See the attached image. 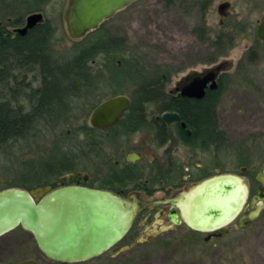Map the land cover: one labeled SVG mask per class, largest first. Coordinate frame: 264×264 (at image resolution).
Segmentation results:
<instances>
[{
	"label": "rangeland",
	"instance_id": "374dc122",
	"mask_svg": "<svg viewBox=\"0 0 264 264\" xmlns=\"http://www.w3.org/2000/svg\"><path fill=\"white\" fill-rule=\"evenodd\" d=\"M68 1L49 0L41 10L44 19L54 26L52 45L59 59L72 57L84 47L81 40L68 33L64 16ZM222 1L209 0L208 10L203 11L187 4V0H177L171 5L164 0H137L98 28L101 34L124 39V50L116 54L118 64L124 59L137 61L150 77L165 76L169 92L178 93L177 86L188 76L224 66L221 73L227 75L225 90L217 107L220 128L227 136L223 145L207 146L201 152L177 141L162 144L148 129L128 136L131 147L144 146V157L137 163L139 168L159 163L161 172L168 167L173 169L178 183L173 191L176 194L202 181L209 170L212 175L217 173V168L239 174L243 166L250 164H258L260 173L264 170V40L256 35L257 20L264 15V0H258L257 11H252L251 1L239 0L241 7L233 9L225 23L218 11ZM237 11L242 14L237 15ZM30 14L25 13L5 30L13 33L14 28L23 27ZM105 62L103 58L95 60V74L101 77L96 79V86L86 97L72 100L74 106L67 123L55 129L40 123L30 138L11 141L0 151L1 183L25 184L32 190L47 183L53 176L51 172L61 165H48L41 160L49 159L54 152L76 156L74 144L82 142L86 133L91 134L85 127L90 124L94 107L111 96L130 94L134 90L127 81L121 85L111 83ZM155 116L150 113L149 118ZM256 173L251 171L248 177L251 194L257 191L259 184ZM48 174L50 176H46ZM160 195L162 193H158ZM200 197L201 191L194 190L181 202L192 213ZM65 199V215L83 211L80 196L68 194ZM77 201L75 210L69 211L67 206ZM146 214L144 211L142 218ZM152 219L149 218L142 235L140 221L136 223L133 231L138 236L134 240L125 238L93 259L66 263L46 256L37 244L29 249L27 241L31 235L19 227L0 236V245L13 243L12 249L0 260L12 263L28 250L32 258L43 264H264V210L250 225L239 229L230 223L225 227L228 232L208 241L206 233L195 231L187 224L175 225L161 232L158 238L148 240V234L161 228ZM77 242L74 240L73 244L78 245Z\"/></svg>",
	"mask_w": 264,
	"mask_h": 264
},
{
	"label": "trees",
	"instance_id": "16d2710c",
	"mask_svg": "<svg viewBox=\"0 0 264 264\" xmlns=\"http://www.w3.org/2000/svg\"><path fill=\"white\" fill-rule=\"evenodd\" d=\"M48 1L0 0V151L11 141L30 138L40 123L54 129L67 123V116L74 106L72 100L86 97L96 86V79L101 77L94 70L97 58L107 60L105 65L111 83L121 85L127 81L134 86L130 93V110L122 119L128 131L134 128L159 131L161 138H165L167 127L161 124V118L150 119V113L161 115L175 111L186 123V128L179 125V133L187 142L207 147L223 145L227 141L217 113L225 90L226 73L221 75L218 87L207 89L204 97H188L167 91L168 79L163 75L150 77L137 61L124 59L118 64L116 54L125 47L122 37L101 34L96 29L80 39L84 47L72 57L59 59L53 51L54 26L51 22L44 20L26 34L5 30L6 26L21 20L25 13L43 10ZM164 1L171 5L177 0ZM187 4L205 8L207 2L187 0ZM41 161L61 165L51 172L55 175L70 170L76 156L54 152L49 159ZM11 186L30 188L25 184L0 182V189Z\"/></svg>",
	"mask_w": 264,
	"mask_h": 264
},
{
	"label": "water",
	"instance_id": "95a60500",
	"mask_svg": "<svg viewBox=\"0 0 264 264\" xmlns=\"http://www.w3.org/2000/svg\"><path fill=\"white\" fill-rule=\"evenodd\" d=\"M135 1L69 0L64 14L68 33L74 39H82ZM220 8H224V4ZM43 20V12H35L28 16L25 27L19 31L26 34ZM258 35L264 39V20L258 27ZM222 67L219 65L205 73L188 76L183 82L184 86L176 90H180L184 96L202 98L207 88L218 87L217 78ZM131 104L130 94L111 96L94 108L90 122L96 127L111 126L121 120ZM162 118L167 123H173L180 120V114L165 112ZM183 125L186 126V123L183 122ZM244 170L246 167L239 174L219 173L207 177L189 190L180 191L167 199L166 202L172 206L171 220L182 223L178 210L181 209L186 223L202 232L219 230L235 219L241 228L253 223L264 210V187L253 195V208L242 213L251 194L248 180L243 175ZM194 190L201 191V197L196 210L191 213L181 201ZM39 194L41 198L37 199L33 192L21 186L0 189V236L21 226L34 234L40 249L48 257L60 262L90 260L113 248L130 231L142 210L141 200L137 196L126 198L110 190L81 184L63 185L51 190L49 187L40 188ZM68 194L83 199L81 213L65 215L64 201ZM76 204L79 201L70 203L67 206L69 211H74ZM156 232L157 229L153 233ZM74 240L78 241V245L73 244ZM18 264L40 262L27 260Z\"/></svg>",
	"mask_w": 264,
	"mask_h": 264
},
{
	"label": "flooded vegetation",
	"instance_id": "af4514ba",
	"mask_svg": "<svg viewBox=\"0 0 264 264\" xmlns=\"http://www.w3.org/2000/svg\"><path fill=\"white\" fill-rule=\"evenodd\" d=\"M241 1L243 2L245 0H241ZM248 1H251L252 11L253 10L257 11L258 0H248ZM206 2L208 4L209 0H206ZM207 4L205 8H203V6L200 5L198 6V8L200 10L206 11L209 8L208 7L209 5L207 6ZM222 4H224V8L221 9L220 7ZM191 5L195 7V4H191ZM238 6L241 7V2L239 0L222 1V3L218 7V11L220 12L223 18L222 23H225V18H229L233 13V9L235 8L237 9ZM236 14L241 15L242 13L241 11H237ZM263 20H264V15L262 16L261 19L257 20L256 35L258 39H261L260 36L258 35V27ZM222 73H220L217 78L218 85ZM183 86H184L183 83H180L177 86V88L178 87L181 88ZM170 92L174 93L175 91L172 90ZM177 92L182 94L180 90H177ZM129 110L130 108L124 113V115L122 116L119 122L108 127H96L93 126L90 122V124H88L87 127H85V129L90 130L91 135L86 133V137L82 142L78 141L77 143L74 144V149L76 150L75 153L76 161L74 163L75 165H73V167L68 171H64L61 172L60 174H55L51 176L50 179H48L47 183L43 184L40 187H37L36 190H32L31 188H27V189L33 192L37 198L38 195L40 196L39 194L40 188L49 187L51 190L63 185L81 184L94 188L110 190L126 198H132L133 196H137L141 200L142 210L139 212L132 228L124 236L123 239L129 238L131 240H134L138 236L133 231V227L135 228V225L138 221H140V225L142 227V232H141L142 235V233L145 231L149 218L152 217L153 218L152 222L153 221L157 222V224L161 225V228L156 233H153L152 231L151 232L152 234H148L149 235L148 240H149L150 237L158 238L159 237L158 235H160L161 232H165L173 228L175 225H182L187 223L183 216V211L181 209L178 210L180 213V217L182 218V223L180 224L174 223L170 217V214L172 212L171 203L166 202L167 199L172 198L176 195V193H174L173 191L178 187V183H176L175 181L176 176L173 175L174 173L173 169L168 167L166 171L161 172V166L159 163L150 164V165L146 164L145 167L143 168L138 167L137 163L144 157V153H143L144 146L140 145L141 147L136 146L137 147L136 148L134 144L131 147V140L128 139V136L142 131L146 132L147 130L137 129V128H134L133 131L127 130L128 126L124 122H122V119L126 116ZM166 112H170V111H166ZM171 112H175V111H171ZM164 113H162L161 115H157L156 117L158 119L161 118L162 119L161 124L162 125L165 124V127H167L165 138H161L159 131L152 132L148 130V132L151 133V135H154L157 138V140L160 141V143L162 144H166L168 142L173 143V141H177L180 144L189 148H193L196 151H201V152L205 151L206 147L189 143L186 140H184L183 137H181V134L179 133V125L183 128H186V126L183 125L184 121H182L181 116L179 121L173 123H167L162 118V115ZM158 125H160V123ZM162 139L165 141L161 142ZM212 145L214 144H210L209 146L211 147ZM88 150H90V152H87ZM85 157H87L88 159ZM243 167H246V170L243 171V175L245 176L246 180L249 179L248 177L251 171L252 172L255 171V173L257 172L256 180L259 183L257 191L262 187H264V182L262 181L264 180V170L262 173H260L258 171V167H259L258 164H250V165H245ZM215 172L217 173L213 175L221 173L222 171L220 170V168H217ZM210 176H212V174L210 173L209 170V173L205 174L204 177L207 178ZM248 183L251 191V182L248 181ZM257 191L254 194H256ZM158 193H162V195L158 196ZM254 194H251L250 203L247 202L245 206L246 209H244L242 213H245L253 208L251 201ZM144 211H147V214L142 218ZM231 223H233L235 227L239 229L241 228L238 226L237 219H235ZM165 225H168L170 227L164 228ZM225 227L226 226L215 231L203 232L207 234L205 239L208 241L214 237L222 236L224 233L228 232V229H225ZM21 228L24 231L30 233L31 235V239L27 241L28 243L27 247L31 249L34 244H37L35 236L31 231L26 230L23 227ZM198 232H202V231H198ZM12 246H13L12 242L5 243V245H0V258L2 257V255L7 254L12 249L11 248ZM114 251L116 252L117 250L115 249ZM27 260H36L40 262V264H43L41 261L32 258L28 250H26V255L23 256L22 258L16 259L12 263L10 262L5 263L0 260V264H18L20 262Z\"/></svg>",
	"mask_w": 264,
	"mask_h": 264
},
{
	"label": "bare ground",
	"instance_id": "6f19581e",
	"mask_svg": "<svg viewBox=\"0 0 264 264\" xmlns=\"http://www.w3.org/2000/svg\"><path fill=\"white\" fill-rule=\"evenodd\" d=\"M34 13H35V12H34ZM31 14H33V13H31ZM31 14H30V15H31ZM27 18H28V17H27ZM44 20H45V19H44ZM44 20H43V21H44ZM43 21H42V22H43ZM26 23H27V19H26ZM26 23H25V25H26ZM25 25H24L23 27H25ZM23 27L15 28V30H17L19 33H21V32L19 31V29H20V28H23ZM33 28H34V27H33ZM30 29H31V28H30ZM21 34H22V33H21Z\"/></svg>",
	"mask_w": 264,
	"mask_h": 264
}]
</instances>
